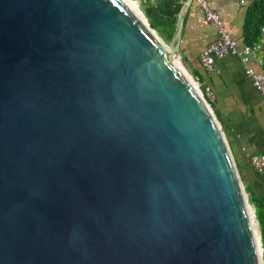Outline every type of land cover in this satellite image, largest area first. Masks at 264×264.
Segmentation results:
<instances>
[{"label": "water", "instance_id": "water-1", "mask_svg": "<svg viewBox=\"0 0 264 264\" xmlns=\"http://www.w3.org/2000/svg\"><path fill=\"white\" fill-rule=\"evenodd\" d=\"M184 7L165 49L122 0H0V264H264Z\"/></svg>", "mask_w": 264, "mask_h": 264}, {"label": "crops", "instance_id": "crops-1", "mask_svg": "<svg viewBox=\"0 0 264 264\" xmlns=\"http://www.w3.org/2000/svg\"><path fill=\"white\" fill-rule=\"evenodd\" d=\"M143 13L159 15L175 25L184 7L180 51L187 60L202 89L210 88L215 96L212 110L235 138L250 184L252 195H264V171L256 172L251 155L264 153V98L246 76L240 57L228 54L206 72L199 63L201 51L217 37V29L207 22L195 0H133ZM210 9L222 18L231 37L244 44V24L249 6L255 0H206ZM261 57L249 58L250 66L264 74Z\"/></svg>", "mask_w": 264, "mask_h": 264}, {"label": "built area", "instance_id": "built-area-1", "mask_svg": "<svg viewBox=\"0 0 264 264\" xmlns=\"http://www.w3.org/2000/svg\"><path fill=\"white\" fill-rule=\"evenodd\" d=\"M185 0H179L183 3ZM203 12L204 19L217 29V37L210 42L199 54V63L206 72H211L214 69L215 62L222 59L228 54L237 55L243 65V70L248 76L253 86L259 91L264 98V74L256 72L249 64V58L260 56V62L264 65V27L261 28V34L258 41L252 44H242L239 46L231 37L222 18L218 13L209 8L206 0H195ZM197 88L202 94L205 101L212 108V103L215 100L213 91L210 88L202 89L197 78L194 81ZM250 163L252 168L261 173L264 171V153L251 155Z\"/></svg>", "mask_w": 264, "mask_h": 264}, {"label": "trees", "instance_id": "trees-1", "mask_svg": "<svg viewBox=\"0 0 264 264\" xmlns=\"http://www.w3.org/2000/svg\"><path fill=\"white\" fill-rule=\"evenodd\" d=\"M143 14L147 21H149V26L154 28L164 41L169 42L172 37L175 25L166 18H163L159 15L147 13ZM262 27H264V0H255L249 6L246 13L244 24V43L252 44L258 41ZM252 197L264 243V195H252Z\"/></svg>", "mask_w": 264, "mask_h": 264}, {"label": "bare ground", "instance_id": "bare-ground-1", "mask_svg": "<svg viewBox=\"0 0 264 264\" xmlns=\"http://www.w3.org/2000/svg\"><path fill=\"white\" fill-rule=\"evenodd\" d=\"M126 6L135 14V16L137 18H139L144 25L151 31L154 33V35L157 37V39L159 40V42L162 44V46L165 49H168V47L166 46V44L163 42L162 38L158 35V33L156 32V30H154L153 28H151V26L148 25V22L146 20V18L144 17L143 13L139 10V7L137 5V3H135V1L132 0H122ZM177 56V55H176ZM178 57V56H177ZM179 58V57H178ZM180 60V59H179ZM195 83V82H194ZM196 84V83H195Z\"/></svg>", "mask_w": 264, "mask_h": 264}, {"label": "rangeland", "instance_id": "rangeland-1", "mask_svg": "<svg viewBox=\"0 0 264 264\" xmlns=\"http://www.w3.org/2000/svg\"><path fill=\"white\" fill-rule=\"evenodd\" d=\"M138 7H139V10L141 11V9H140V6L138 5ZM142 12V11H141ZM143 13V12H142ZM144 15V14H143ZM147 20V19H146ZM147 22H149V21H147ZM152 28V27H151ZM154 29V28H153ZM157 32V31H156ZM159 35V34H158ZM161 37V36H160ZM166 42V41H165ZM167 43V42H166Z\"/></svg>", "mask_w": 264, "mask_h": 264}]
</instances>
